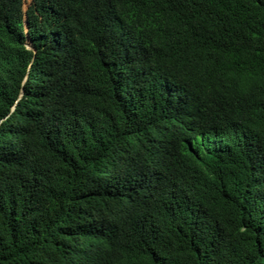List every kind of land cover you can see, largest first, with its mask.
<instances>
[{
	"label": "trees",
	"instance_id": "16d2710c",
	"mask_svg": "<svg viewBox=\"0 0 264 264\" xmlns=\"http://www.w3.org/2000/svg\"><path fill=\"white\" fill-rule=\"evenodd\" d=\"M0 264H264V0H0Z\"/></svg>",
	"mask_w": 264,
	"mask_h": 264
},
{
	"label": "rangeland",
	"instance_id": "374dc122",
	"mask_svg": "<svg viewBox=\"0 0 264 264\" xmlns=\"http://www.w3.org/2000/svg\"><path fill=\"white\" fill-rule=\"evenodd\" d=\"M31 0H24V8H27Z\"/></svg>",
	"mask_w": 264,
	"mask_h": 264
}]
</instances>
